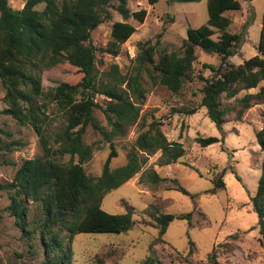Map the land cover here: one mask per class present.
Returning a JSON list of instances; mask_svg holds the SVG:
<instances>
[{
  "label": "trees",
  "instance_id": "trees-1",
  "mask_svg": "<svg viewBox=\"0 0 264 264\" xmlns=\"http://www.w3.org/2000/svg\"><path fill=\"white\" fill-rule=\"evenodd\" d=\"M113 1L117 2L116 9L123 20L113 22L107 44L97 48L91 33L103 20L110 18L109 7ZM148 1L150 4L157 2ZM240 7L239 0H207L205 22L198 27H187L180 51H163L156 55L155 47L149 41L139 43L141 51L135 56L131 73L121 74L113 65L108 73L112 80L103 81L96 67L97 50L117 54L121 44L136 30L126 19L132 16L143 22L145 9L130 12L126 0H23V6L15 9L8 0H0V85L4 105L0 114L10 117L17 126L29 124L34 127L44 152V156L19 162L2 158L3 163L17 166L11 180L0 183V190L8 194L5 210L20 231L31 264H75L73 239L76 234L120 233L131 229L133 207L126 206L124 212L109 213L102 208L105 195L141 169V152L160 150L165 164L175 162L183 155L181 143L168 140L160 128L161 123L152 120L135 138V147L127 151L126 162L117 167L110 166L111 159L117 156L113 140L124 136L139 118L137 102H141L146 93L140 81L142 70L151 72L153 84H156L154 74L158 73L160 83L174 94L180 93L188 82L201 81L199 105L205 107L207 117L218 128L229 115L233 114L236 121H243L244 113L251 106L264 105V84L260 85L264 81V8L258 53L235 64L230 57L244 42L251 19L245 21L239 31L232 32L228 29L231 19L224 13ZM196 47L219 56L217 66L205 65L211 70L209 76L194 71ZM57 65L82 75L74 84L58 83L47 95L66 117L65 125L52 133L56 143L52 147L41 134L47 105L39 99L43 94L41 73ZM255 88V92L249 91ZM222 95L232 99L233 103H224ZM95 108L102 111L104 124L94 116ZM175 111L192 114L196 107L182 105ZM260 115L264 117V109ZM87 125L100 134V141H84ZM255 137L263 156L256 190L250 199L257 215L259 242L264 245V121L255 130ZM195 139L201 146H207L222 138L197 136ZM99 142L109 143L110 149L99 175L90 177L83 165L99 148ZM23 145L20 138H14L11 132L0 128V158ZM66 154L69 159L62 162L60 158ZM224 172L223 169L218 178L212 180L210 194L224 187ZM148 177L153 183L166 179L154 171ZM172 181L175 188L190 194L176 178ZM190 196L195 197L194 194ZM148 214L158 236L166 232L174 218L190 222L192 216L191 212L173 215L153 207ZM192 244L190 240L189 245ZM191 254L189 248L187 255ZM185 261L202 264L189 259ZM207 263L220 264L215 248L208 253ZM139 264L163 263L149 253Z\"/></svg>",
  "mask_w": 264,
  "mask_h": 264
},
{
  "label": "rangeland",
  "instance_id": "rangeland-1",
  "mask_svg": "<svg viewBox=\"0 0 264 264\" xmlns=\"http://www.w3.org/2000/svg\"><path fill=\"white\" fill-rule=\"evenodd\" d=\"M19 9L23 0H8ZM207 0L174 1L126 0L130 12L141 8L146 10L143 22L132 16L126 20L132 23L135 32L121 44L120 50L113 55L97 50L96 67L101 79L112 78L108 73L116 65L119 73L129 75L133 69L135 56L141 51L139 43L149 41L154 45L156 55L163 51H180L186 39L187 27H198L207 18ZM241 7L228 10L224 14L231 19L228 29L237 32L245 21L251 19L244 42L230 61L238 64L258 53L257 46L261 26L264 0H239ZM109 7L110 18L103 20L91 33L92 42L103 48L110 38L113 22L123 20L116 9V1ZM42 6L39 5L40 8ZM195 73L209 76L211 70L205 65L217 66L219 56L207 53L200 47L195 49ZM149 68V67H148ZM150 70V69H149ZM151 72L142 70L141 85L146 93L139 107V118L129 126L126 134L115 138L117 156L110 166L117 167L126 162V153L134 146V140L152 120L161 123L160 128L168 140L180 142L184 153L175 162L163 163L165 159L160 150L154 153L141 152V169L120 186L108 192L102 200V208L109 213L124 212L126 206L133 207L134 224L131 229L120 233H80L73 239V258L75 264H139L149 253L163 264L207 263V255L216 250L220 264H264V245L259 242L257 215L252 209L253 196L260 175V162L263 156L256 142L255 130L263 124L260 111L264 105L255 104L245 113L243 121H236L229 115L218 128L206 115V109L199 105L202 86L198 79L188 82L180 93L174 94L159 81L160 75L154 74L156 84L152 83ZM81 73L57 65L41 73L43 94L40 97L47 108L41 124V134L48 139L49 145L56 146L52 133L66 123V117L55 102L47 98L48 93L60 82L74 84ZM264 84V81L260 85ZM125 89V85H121ZM257 88L249 90L255 92ZM242 94V93H241ZM240 94V95H241ZM2 89L0 85V109ZM102 99V97H98ZM224 103L232 99L221 96ZM182 105L196 107L192 114L178 113ZM94 116L105 123L102 111L95 108ZM0 128L9 131L14 138H20L21 148L0 158V183L11 180L17 166L3 163L2 158L19 162L22 159L44 156L40 135L31 125L17 126L10 117L0 114ZM217 136L221 140L201 146L196 137ZM100 134L86 126L84 141H100ZM109 143L99 142L84 169L90 177L99 175L103 162L109 152ZM69 155L60 158L67 162ZM75 160V159H74ZM224 169V187L215 194L208 191L213 181ZM151 171L165 180L153 183L148 177ZM238 177V178H237ZM176 178L180 186L190 194L175 188L172 181ZM172 187V188H170ZM168 188V189H166ZM9 202L8 194L0 190V264H31L32 259L25 253L26 246L20 238V231L13 223V217L5 210ZM153 208L173 215L191 212V220L174 218L166 232L158 236L157 228L148 212ZM233 235V236H232ZM192 245H189V241ZM191 248L192 254L187 255ZM23 253L24 255H20Z\"/></svg>",
  "mask_w": 264,
  "mask_h": 264
}]
</instances>
